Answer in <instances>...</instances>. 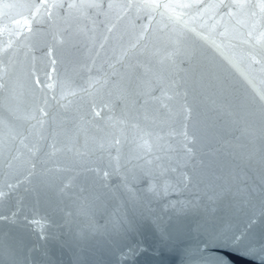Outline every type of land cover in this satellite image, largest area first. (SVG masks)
Instances as JSON below:
<instances>
[{
  "label": "water",
  "instance_id": "1",
  "mask_svg": "<svg viewBox=\"0 0 264 264\" xmlns=\"http://www.w3.org/2000/svg\"><path fill=\"white\" fill-rule=\"evenodd\" d=\"M0 264H264V0H0Z\"/></svg>",
  "mask_w": 264,
  "mask_h": 264
}]
</instances>
